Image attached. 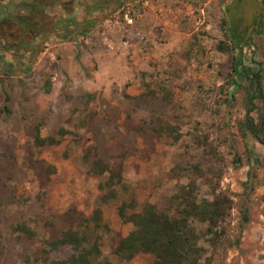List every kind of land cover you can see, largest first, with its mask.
I'll list each match as a JSON object with an SVG mask.
<instances>
[{
	"label": "rangeland",
	"instance_id": "obj_1",
	"mask_svg": "<svg viewBox=\"0 0 264 264\" xmlns=\"http://www.w3.org/2000/svg\"><path fill=\"white\" fill-rule=\"evenodd\" d=\"M228 1L110 0L115 11L99 8L102 24L78 39L48 41L34 59L0 55V264L67 259L70 247L52 251L48 242L70 229L84 233L89 247L99 244V262L153 264L152 255L127 262L114 254L134 229L118 209L134 200L136 211L152 203L175 215L171 198L189 182V169L217 165L211 148L223 159L220 191L234 209L217 251L205 239L201 245L213 264H264V168L252 162L264 145L241 127L246 84L235 73L239 53L225 32ZM127 8L132 25L120 13ZM221 43L234 52L220 51ZM243 65L264 74V35L255 53L242 54ZM38 134L60 143L39 147ZM233 147L243 158L238 169ZM97 159L122 173L108 203L102 197L109 175L91 172ZM252 170L259 182L248 190ZM201 198H212L205 186ZM97 208L100 228L91 222Z\"/></svg>",
	"mask_w": 264,
	"mask_h": 264
},
{
	"label": "trees",
	"instance_id": "obj_2",
	"mask_svg": "<svg viewBox=\"0 0 264 264\" xmlns=\"http://www.w3.org/2000/svg\"><path fill=\"white\" fill-rule=\"evenodd\" d=\"M218 49L228 53L234 52L229 43H221ZM235 73L238 80H242L244 86L246 84L245 117L241 127L264 145V74L259 67L253 71L244 65ZM60 134L66 133L61 130ZM208 139V136H204L205 142L202 145L206 144ZM35 143L39 147H48L60 142L54 137L41 138L38 134ZM233 148L231 164L238 169L243 164V158L237 149ZM210 155L217 165L194 164L189 169V182L178 186L173 194L171 208L175 210V215L160 210L152 203L144 204L140 211H136L137 203L134 200L120 205L119 217L134 229L118 241L114 248L117 257L130 262L138 255L144 254L154 257L153 264H213V255H208L209 250L201 245V241L205 239L214 252L223 244V237L226 235L224 225L234 209V200L220 191L225 174L223 167L219 166L222 157H219L214 148L210 149ZM252 162L256 169L264 168V155L255 157ZM91 172L100 177L109 175L104 186L106 193L102 202L108 203L116 199L117 187L123 180L122 173L100 159L94 162ZM249 176L245 186L248 190H253L259 182L257 170L250 171ZM202 186L208 189L211 199L201 198ZM102 216V209L97 208L91 219L95 228L101 227ZM242 219L244 223L249 221L247 209L242 211ZM199 226L205 229L200 230ZM21 230L32 236L29 229ZM48 246L52 251L70 247L73 252L69 258L54 261L53 264H112L108 260L99 262V244L95 242L89 247L87 236L79 230L70 229L64 232L60 238L48 242Z\"/></svg>",
	"mask_w": 264,
	"mask_h": 264
},
{
	"label": "crops",
	"instance_id": "obj_3",
	"mask_svg": "<svg viewBox=\"0 0 264 264\" xmlns=\"http://www.w3.org/2000/svg\"><path fill=\"white\" fill-rule=\"evenodd\" d=\"M105 1L0 0V55L19 61L33 54L34 59L46 40L68 44L102 24L104 13L100 16L98 10L111 6Z\"/></svg>",
	"mask_w": 264,
	"mask_h": 264
},
{
	"label": "flooded vegetation",
	"instance_id": "obj_4",
	"mask_svg": "<svg viewBox=\"0 0 264 264\" xmlns=\"http://www.w3.org/2000/svg\"><path fill=\"white\" fill-rule=\"evenodd\" d=\"M233 0H229L227 6L232 3ZM122 3V2H120ZM243 4L240 2L238 9L231 11V13H225L223 19L225 20V32L234 39L235 46L242 48L246 46L250 49L251 53H255L257 41L264 35V23L260 22L258 26V33L250 32V24L245 20ZM114 3L111 2V6L108 8L109 11L114 7ZM117 7V6H116ZM115 7V9H116ZM115 10H113L114 12ZM49 40L44 41L39 45V50L42 48L43 44L47 43Z\"/></svg>",
	"mask_w": 264,
	"mask_h": 264
},
{
	"label": "water",
	"instance_id": "obj_5",
	"mask_svg": "<svg viewBox=\"0 0 264 264\" xmlns=\"http://www.w3.org/2000/svg\"><path fill=\"white\" fill-rule=\"evenodd\" d=\"M118 2H137L139 0H117ZM240 2L243 4L244 8V17L245 20L250 24L249 30L250 32H254L256 34L258 33V26L260 22L264 23V1L260 0H233L230 5L224 6L223 10L224 12L231 13V11H234L235 9H238V6L240 5ZM233 43L235 42L233 38H231ZM234 47L239 53V56L237 58L236 63V70H239L241 67L242 62V54L247 55L248 51L250 49H247L246 46H243L242 48H239L237 46Z\"/></svg>",
	"mask_w": 264,
	"mask_h": 264
},
{
	"label": "built area",
	"instance_id": "obj_6",
	"mask_svg": "<svg viewBox=\"0 0 264 264\" xmlns=\"http://www.w3.org/2000/svg\"><path fill=\"white\" fill-rule=\"evenodd\" d=\"M120 13H123L124 19L128 25H132L134 23V17L132 16V9H122Z\"/></svg>",
	"mask_w": 264,
	"mask_h": 264
}]
</instances>
